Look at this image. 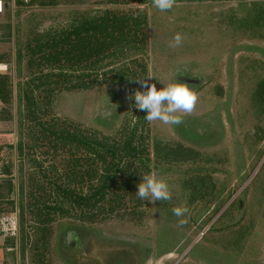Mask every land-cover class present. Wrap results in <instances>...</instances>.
<instances>
[{"label": "rangeland", "instance_id": "rangeland-1", "mask_svg": "<svg viewBox=\"0 0 264 264\" xmlns=\"http://www.w3.org/2000/svg\"><path fill=\"white\" fill-rule=\"evenodd\" d=\"M33 1H10L11 37L0 52L8 66L0 118L9 134L0 150V218H14L19 230L13 239L0 235V264H264V27L231 23L232 12L244 16L243 0L176 2L163 12L152 0ZM113 16L131 18L125 41L105 40V31L85 53L64 44L78 23ZM176 33L183 42L170 47ZM143 80L158 90L187 84L198 96L195 109L178 113L180 125L148 122L134 102L136 91H146ZM129 143L134 152H126ZM177 144L199 157L166 160L192 156L171 147ZM96 145L118 157L98 149L101 161ZM106 169L117 183L90 202L95 208L63 194L90 196ZM150 173L168 183L170 200L137 196ZM207 192L205 202L187 207ZM22 206L31 236L25 260ZM177 206L188 212L165 230ZM241 236L243 247L234 249Z\"/></svg>", "mask_w": 264, "mask_h": 264}, {"label": "trees", "instance_id": "trees-1", "mask_svg": "<svg viewBox=\"0 0 264 264\" xmlns=\"http://www.w3.org/2000/svg\"><path fill=\"white\" fill-rule=\"evenodd\" d=\"M6 4V6H10V1L11 0H3ZM107 1L106 4H113L114 0H105ZM183 1H188V2H192V1H197V2H207V1H211V2H219V1H231V0H176V2H183ZM16 5H24L25 3L23 2V0H15ZM34 1H30L28 3H26L27 5H33ZM100 3H104L100 2ZM25 4V5H26ZM55 5L54 3H42V6L44 7H49V6H53ZM240 11L242 13H245L244 16L239 17L236 13L234 14L232 12L231 15V23L235 24L236 26H238L239 28H252V29H262L263 31V27H264V2H256V3H251L249 4L247 2V0H243V2L240 3ZM231 11H235V10H231ZM17 17L19 16V12H16ZM131 22V18L129 17H121V18H117V17H111V18H101V17H94L91 19H87L84 20L80 23H78L79 26H75L74 29L71 30V32L66 36V40L64 39V44L66 43H75L72 47H74L76 44L78 45L76 48H79V46L81 47L82 50H84L83 53H85L86 50H93L94 48L98 47L99 45H101V43L99 42V40H97L98 34L101 33H106L104 34V38L105 40L110 39V41H113V43L118 44L120 42V40H124L126 39V35L125 33L121 32L122 30V26L124 25H128ZM137 22V21H136ZM76 25V24H75ZM109 30H111V32H108ZM117 32H119V35H117ZM74 39V40H72ZM125 41V40H124ZM57 47L54 46V48ZM86 49V50H85ZM256 50H258L257 48H254ZM80 50V48H79ZM18 58L21 59V55L19 54ZM129 151H126L127 153H131L134 152L133 150H131L130 147V143L128 144ZM20 149L22 150V145L19 144ZM171 147H176L178 150L182 149V150H188L192 152V156H179V155H174L173 157H168L166 158V160H174V161H183L185 162L186 160H195L196 158L199 157V152H197L196 150H194L193 148H188L184 145L181 144H177L176 146H171ZM105 150L108 152L109 155L113 156V157H118V155L116 154V149L115 148H111L106 150L103 147H97L93 149V154H95V156L100 159L101 161H104V156L99 155L98 151L99 150ZM99 151V152H100ZM163 151V148L161 147V145L159 146L158 143H155V153L157 154V156L159 155L160 152ZM130 157V156H129ZM124 158H127V156H124ZM162 159L163 158V154L161 155ZM123 159V158H122ZM77 165L78 162L76 161V166H74V168L77 170ZM115 167V166H114ZM110 170L106 169L105 170V174L103 176H101V185L100 188H98L97 191H95L93 194L91 193L90 196L87 197H83L82 194L76 193V190H64L63 194H66L69 196V198L71 200H75L76 203H81L83 206H85V209H93L95 208V205L91 204L90 202L93 201V203H99L101 200H104L107 191L110 192L111 188L115 185V183H117V176L114 174V177H109L108 174L106 172H108ZM95 178H91L90 180H94ZM210 185H214L211 188V191L213 193V191L215 192L216 188H215V184H210ZM24 190H23V184H22V196H23ZM211 193V194H212ZM207 197L209 198V193L207 192L206 194H201L198 197L191 199L188 204L187 207H191L192 205H194V203L198 202H205ZM95 201V202H94ZM72 202V201H71ZM162 210V207H161ZM220 211V210H219ZM160 212L162 215V217H164L163 211H158ZM170 217V216H169ZM178 217H172V219L168 222H170L168 225H166L165 230H172V223L176 221ZM21 237H20V256L22 257L23 260H25L26 257V250L29 247L30 244V238L31 236L29 235V232H27L26 228H25V211H24V206L21 207ZM239 243H234L233 246L235 247L234 249H241L243 247L244 244V240L241 236V239L238 241ZM10 245V242L7 244V246ZM12 247H14V243H12V245H10ZM235 251V250H234ZM192 254H194L192 252ZM216 254L218 256H220L221 254L216 251ZM228 257H231L228 256ZM209 263L211 264H216L213 263V261H209Z\"/></svg>", "mask_w": 264, "mask_h": 264}, {"label": "clouds", "instance_id": "clouds-1", "mask_svg": "<svg viewBox=\"0 0 264 264\" xmlns=\"http://www.w3.org/2000/svg\"><path fill=\"white\" fill-rule=\"evenodd\" d=\"M105 1V0H102ZM154 7L160 11H169L176 4V0H152ZM184 37L176 33L170 47H178L182 44ZM149 79L153 75L147 76ZM146 91H136L134 102L137 109L145 111V119L148 122L160 121L165 125H180L183 118L178 113H191L197 104L198 96L194 90L184 83H171L158 90L155 84H148L147 80L141 81ZM135 121H133L134 123ZM137 196L142 200L167 201L172 198L168 183L157 178L155 173L147 174L138 184ZM176 217H184L188 209L177 206L172 209ZM187 222L180 219L181 225Z\"/></svg>", "mask_w": 264, "mask_h": 264}, {"label": "crops", "instance_id": "crops-1", "mask_svg": "<svg viewBox=\"0 0 264 264\" xmlns=\"http://www.w3.org/2000/svg\"><path fill=\"white\" fill-rule=\"evenodd\" d=\"M0 1L3 4V11L2 12L0 11V52H1L2 48H4L3 46L6 44V42L9 41L8 39H10V37H11L10 36V30H12V26L8 22V18H7L10 16L9 6H6V4L3 0H0ZM3 61L4 60H3L2 56H0V64L3 66H7L3 63ZM7 68H8V66H7ZM7 123L8 122L3 121L0 118V150L3 149L2 146H6V144H7V138H8L9 134H8V132L3 131L4 128L6 127V125H8ZM1 147H2V149H1Z\"/></svg>", "mask_w": 264, "mask_h": 264}, {"label": "built area", "instance_id": "built-area-1", "mask_svg": "<svg viewBox=\"0 0 264 264\" xmlns=\"http://www.w3.org/2000/svg\"><path fill=\"white\" fill-rule=\"evenodd\" d=\"M1 4V12L3 11V4ZM7 72V66H3L0 64V74ZM18 224L14 218H10L7 216H3L0 218V235L6 238H16L18 236Z\"/></svg>", "mask_w": 264, "mask_h": 264}, {"label": "flooded vegetation", "instance_id": "flooded-vegetation-1", "mask_svg": "<svg viewBox=\"0 0 264 264\" xmlns=\"http://www.w3.org/2000/svg\"><path fill=\"white\" fill-rule=\"evenodd\" d=\"M180 80L183 81V82H188V83H192V82H194V81H192V80H187V79H185V78H180ZM67 241H69V238L67 239Z\"/></svg>", "mask_w": 264, "mask_h": 264}, {"label": "water", "instance_id": "water-1", "mask_svg": "<svg viewBox=\"0 0 264 264\" xmlns=\"http://www.w3.org/2000/svg\"><path fill=\"white\" fill-rule=\"evenodd\" d=\"M71 233V234H70ZM69 234H67L68 237H70V235H72V232H70ZM69 242V241H68Z\"/></svg>", "mask_w": 264, "mask_h": 264}, {"label": "bare ground", "instance_id": "bare-ground-1", "mask_svg": "<svg viewBox=\"0 0 264 264\" xmlns=\"http://www.w3.org/2000/svg\"><path fill=\"white\" fill-rule=\"evenodd\" d=\"M1 8H2V7H1V4H0V11L2 10Z\"/></svg>", "mask_w": 264, "mask_h": 264}]
</instances>
